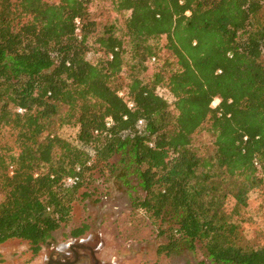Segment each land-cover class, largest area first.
Segmentation results:
<instances>
[{
  "label": "trees",
  "instance_id": "obj_1",
  "mask_svg": "<svg viewBox=\"0 0 264 264\" xmlns=\"http://www.w3.org/2000/svg\"><path fill=\"white\" fill-rule=\"evenodd\" d=\"M89 2L0 0V243L35 256L118 156L158 255L264 264L241 230L264 194V0H112L103 26Z\"/></svg>",
  "mask_w": 264,
  "mask_h": 264
},
{
  "label": "rangeland",
  "instance_id": "obj_2",
  "mask_svg": "<svg viewBox=\"0 0 264 264\" xmlns=\"http://www.w3.org/2000/svg\"><path fill=\"white\" fill-rule=\"evenodd\" d=\"M89 9L98 26H103L117 17L112 8V0H90ZM93 61L95 54H89ZM218 99L212 101L216 105ZM60 134L76 142V129L65 126ZM202 140H208V134L202 131ZM118 156L112 160L117 164L114 171L99 166L104 173L95 172V192L74 202L70 216L56 229L41 250L31 255L29 244L19 239H8L0 243V264H46L52 248L71 238L70 230L86 225L79 235L91 236L93 243L99 245L97 257L112 264H218L210 260L200 247L182 248L170 255L156 252L157 246L165 242V237L157 234L156 224L142 209L132 208L133 196L141 194L135 174H125ZM233 204L227 198L226 207ZM241 230L250 242L264 241V194L258 190L249 193L248 206L242 213Z\"/></svg>",
  "mask_w": 264,
  "mask_h": 264
},
{
  "label": "flooded vegetation",
  "instance_id": "obj_3",
  "mask_svg": "<svg viewBox=\"0 0 264 264\" xmlns=\"http://www.w3.org/2000/svg\"><path fill=\"white\" fill-rule=\"evenodd\" d=\"M99 245L91 236H71L66 242L55 245L46 264H112L97 257Z\"/></svg>",
  "mask_w": 264,
  "mask_h": 264
},
{
  "label": "built area",
  "instance_id": "obj_4",
  "mask_svg": "<svg viewBox=\"0 0 264 264\" xmlns=\"http://www.w3.org/2000/svg\"><path fill=\"white\" fill-rule=\"evenodd\" d=\"M111 57H112V55L109 54V58H111ZM152 59H153V58H152ZM118 94H119V96H122V95H123V93H122L121 91H120ZM127 105H128V107H131V106H132V103L128 102ZM18 110H21V109H18ZM111 122H112L111 117H110V116L106 117V119H105V124H106V125H110ZM139 122H141V121H139ZM77 179H78V176H77V175H69V176H67V177L65 178V181H66L67 183H69V184H73V183H75V182L77 181Z\"/></svg>",
  "mask_w": 264,
  "mask_h": 264
},
{
  "label": "water",
  "instance_id": "obj_5",
  "mask_svg": "<svg viewBox=\"0 0 264 264\" xmlns=\"http://www.w3.org/2000/svg\"><path fill=\"white\" fill-rule=\"evenodd\" d=\"M48 264H50V263H48Z\"/></svg>",
  "mask_w": 264,
  "mask_h": 264
}]
</instances>
